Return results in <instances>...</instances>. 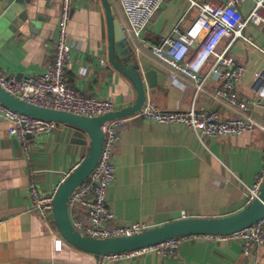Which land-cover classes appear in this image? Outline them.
<instances>
[{
    "label": "crops",
    "instance_id": "0c3cea01",
    "mask_svg": "<svg viewBox=\"0 0 264 264\" xmlns=\"http://www.w3.org/2000/svg\"><path fill=\"white\" fill-rule=\"evenodd\" d=\"M0 0V70L16 79L42 74L53 60L54 41L61 0ZM114 19L121 27L125 17L117 0H108ZM187 0H165L147 25L143 38L156 45L174 26L181 31L193 20ZM252 6H241L247 14ZM7 17V18H6ZM188 19H190L188 21ZM254 43L235 42L230 54L245 67L237 85L238 94L247 99L245 112L264 122L254 106L264 105V31L246 28ZM68 37L72 51L67 63V84L84 96L104 98L116 111L136 102L130 80L118 72L109 59V31L102 0H74ZM224 39L219 44L223 49ZM134 44L124 39V51L148 60L154 68L166 70L148 48L135 54ZM125 52V53H126ZM107 66L101 67L100 60ZM114 59L118 61L114 54ZM201 74L203 89L178 74L184 88L165 81L155 88L144 85L145 102L161 111L213 110L224 119L240 117L225 100L214 99L217 82ZM140 108V109H141ZM10 124L0 119V264H98V257L80 251L65 242L54 224L53 215L43 220L29 211L28 186L35 183L42 193L51 191L62 176L70 173L86 156L89 136L78 128L56 124L53 130L21 140L9 134ZM114 150L115 180L107 192V204L117 224L142 222L150 228L190 218L218 219L246 207V188L252 186L264 166V132L254 131L236 137L201 139L182 125H161L146 118H132L119 129ZM69 218L83 221L84 209H68ZM60 240V248L56 247ZM117 264H264V246L244 256L240 242L195 238L183 241L171 255L145 253Z\"/></svg>",
    "mask_w": 264,
    "mask_h": 264
},
{
    "label": "built area",
    "instance_id": "2783aa9c",
    "mask_svg": "<svg viewBox=\"0 0 264 264\" xmlns=\"http://www.w3.org/2000/svg\"><path fill=\"white\" fill-rule=\"evenodd\" d=\"M73 1L61 0L53 60L48 68L42 74L19 80L5 76L0 70V88L20 101L39 108L87 118L99 117L115 112L114 104L104 98L84 96L80 91L71 88L66 80L67 63L73 48L68 37ZM164 1L117 0L125 17L122 30L126 39L134 44V53L139 55L142 50L148 48L153 58L166 70L169 83L184 88L177 77L180 74L195 83L197 93L202 91L205 81L201 79L200 74L209 66L207 76L217 82V87L212 92L213 98L225 100L240 117L224 119L216 111L197 110L194 106L188 110L161 111L153 103L147 102L132 116L105 122L101 126L103 144L98 162L87 181L68 199V209L78 206L86 212L85 220L71 221L74 229L85 237H128L150 229V226L142 222L117 224L115 215L107 204V192L115 180L113 158L120 137L119 129L130 119L141 117L161 125H182L192 129L198 139L204 136L236 137L254 131L264 132V122L245 113L249 102L241 97L236 89L244 76L245 67L237 63L230 54V48L237 41L254 45L252 38L246 34L248 26H257L264 31V0H187L188 10H197V16L190 26L181 31L176 25L156 45H150L143 38V33ZM248 1L252 6L247 14H243L241 6ZM224 39L228 40V44L219 49V44ZM257 49L264 55L263 48ZM100 66H107L106 59L100 60ZM0 119L10 124V136L21 140L25 151L28 149L27 135L35 138L48 134L56 125L19 114L1 103ZM70 173L64 174L60 182L47 193H42L36 184L31 182L28 186V210L37 212L43 220L51 216L56 191ZM263 181L264 166L252 186L246 188V206L256 199ZM195 238L221 242L238 241L243 255L247 257L264 246V215L250 227L232 234L172 238L135 251L97 256L98 264H117L145 253L171 255L183 241ZM56 247L60 248V240H56Z\"/></svg>",
    "mask_w": 264,
    "mask_h": 264
},
{
    "label": "water",
    "instance_id": "95a60500",
    "mask_svg": "<svg viewBox=\"0 0 264 264\" xmlns=\"http://www.w3.org/2000/svg\"><path fill=\"white\" fill-rule=\"evenodd\" d=\"M102 1L106 8L108 20L109 59L112 66L134 85L137 94L134 105L99 117L87 118L26 104L0 88V103L9 109L34 119L78 128L90 138L86 156L60 184L52 202L53 221L62 239L80 251L101 256L135 251L168 239L188 235H228L256 223L264 215V181L252 203L236 214L227 217L182 219L150 228L132 236L108 239L85 237L74 229L69 218L68 199L78 187L87 181L98 162L103 144L101 126L107 121L129 117L138 113L146 99L144 85L146 84L147 88L151 89L165 81V74L154 68L148 60L135 57V55H130V53L123 50L125 34L121 24L119 20L113 18L108 0ZM20 2V0H10L8 7L13 4L20 5ZM114 54L117 56L118 61L114 59ZM254 113L264 120V105L254 106ZM26 138L31 139L32 136L27 135Z\"/></svg>",
    "mask_w": 264,
    "mask_h": 264
},
{
    "label": "rangeland",
    "instance_id": "374dc122",
    "mask_svg": "<svg viewBox=\"0 0 264 264\" xmlns=\"http://www.w3.org/2000/svg\"><path fill=\"white\" fill-rule=\"evenodd\" d=\"M190 16H191L190 19H191V18H194V16H197V10H196V9H193V11H192V13H191ZM190 19H188V21H189Z\"/></svg>",
    "mask_w": 264,
    "mask_h": 264
}]
</instances>
